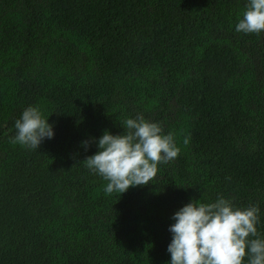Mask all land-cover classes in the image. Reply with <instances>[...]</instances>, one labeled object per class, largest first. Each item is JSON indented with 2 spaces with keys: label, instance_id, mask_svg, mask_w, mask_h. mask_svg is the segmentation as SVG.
<instances>
[{
  "label": "trees",
  "instance_id": "16d2710c",
  "mask_svg": "<svg viewBox=\"0 0 264 264\" xmlns=\"http://www.w3.org/2000/svg\"><path fill=\"white\" fill-rule=\"evenodd\" d=\"M246 3L0 0V264H167L173 214L218 195L257 205L264 236V32L235 31ZM28 106L54 125L38 150L9 140ZM138 113L180 153L106 194L82 141Z\"/></svg>",
  "mask_w": 264,
  "mask_h": 264
},
{
  "label": "clouds",
  "instance_id": "9594fccd",
  "mask_svg": "<svg viewBox=\"0 0 264 264\" xmlns=\"http://www.w3.org/2000/svg\"><path fill=\"white\" fill-rule=\"evenodd\" d=\"M235 31L244 34L264 32V0H247ZM38 106H28L15 120V135L10 143L38 150L45 139L54 138V125ZM124 131L113 135L105 130L101 137L82 141L87 149L98 151L82 163L93 175L106 181L104 191L122 195L130 187L153 184L158 167L174 161L179 153L174 134L165 133L159 122L141 113L120 122ZM190 137L183 141L187 145ZM168 231L171 242L167 264H264V236L257 229L259 207H236L218 195L213 202L193 200L177 210Z\"/></svg>",
  "mask_w": 264,
  "mask_h": 264
}]
</instances>
